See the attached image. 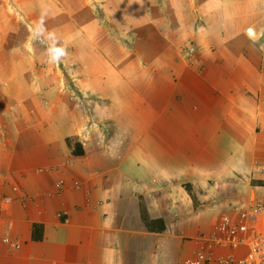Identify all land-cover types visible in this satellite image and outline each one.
I'll use <instances>...</instances> for the list:
<instances>
[{
  "label": "crops",
  "instance_id": "0c3cea01",
  "mask_svg": "<svg viewBox=\"0 0 264 264\" xmlns=\"http://www.w3.org/2000/svg\"><path fill=\"white\" fill-rule=\"evenodd\" d=\"M256 204L264 0H0V264H222Z\"/></svg>",
  "mask_w": 264,
  "mask_h": 264
},
{
  "label": "built area",
  "instance_id": "2783aa9c",
  "mask_svg": "<svg viewBox=\"0 0 264 264\" xmlns=\"http://www.w3.org/2000/svg\"><path fill=\"white\" fill-rule=\"evenodd\" d=\"M194 53L190 48L188 54ZM236 219L224 216L220 223L212 230L206 240L205 248L210 250L212 247H228L237 249L246 248V254L241 259L228 257L222 264H264V228H259L258 220L264 222V205L256 204L249 209L235 207ZM4 242L8 243L7 240ZM13 247L15 245L12 244ZM208 257L204 251H197L195 255L183 262V264H204Z\"/></svg>",
  "mask_w": 264,
  "mask_h": 264
}]
</instances>
